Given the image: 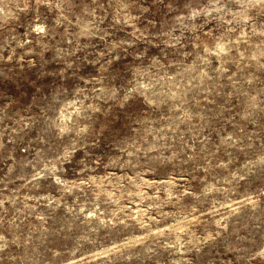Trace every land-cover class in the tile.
<instances>
[{
	"label": "rangeland",
	"instance_id": "obj_1",
	"mask_svg": "<svg viewBox=\"0 0 264 264\" xmlns=\"http://www.w3.org/2000/svg\"><path fill=\"white\" fill-rule=\"evenodd\" d=\"M142 4L149 13L137 23L141 29L152 19L162 24L174 7L167 0ZM32 15L18 11L15 31L23 35ZM131 31L127 25L115 35L124 39ZM112 34L106 42L118 43ZM218 35L213 22L183 41L184 51L193 55L161 61L167 73L163 91L169 96L159 108L145 101L138 116L102 126L109 135L101 133L88 170L60 177L81 188L65 195L51 180L25 187L24 179L12 173L11 183L0 184L4 208L13 211L6 219L55 243L61 264H233L228 245L234 233L248 234L252 241L264 238V41L238 32L230 60L215 52L207 57L202 49ZM106 42L93 37L97 52ZM164 47L153 39L154 54ZM51 55L44 48L32 58ZM207 60L214 76L203 66ZM50 67L63 71L60 65ZM7 155L23 160L35 153L9 149ZM13 159H0V178L8 175ZM17 196L20 205L8 202ZM209 236L214 239L196 252L194 245Z\"/></svg>",
	"mask_w": 264,
	"mask_h": 264
},
{
	"label": "clouds",
	"instance_id": "obj_2",
	"mask_svg": "<svg viewBox=\"0 0 264 264\" xmlns=\"http://www.w3.org/2000/svg\"><path fill=\"white\" fill-rule=\"evenodd\" d=\"M167 2L174 6L169 18L162 24L149 20L141 29L136 25L149 13L142 0H0V159H13L6 156L9 149L27 156L35 153L32 159H13L0 184L11 183L16 172L25 187L39 188L42 180H51L65 195L73 193L81 185L60 177L69 170H88L104 133L102 126L117 117L138 116L145 101L153 110L165 102L167 73L161 61L166 63L167 56L193 55L184 51L186 38H195L215 22L220 35L210 39L202 51L207 57L215 52L222 60L232 58L236 49L232 38L238 32L264 41V0ZM153 3L164 5L165 0ZM21 10L33 14L23 35L15 31L14 24ZM127 25L132 31L120 39L115 33ZM110 30L118 43L106 42ZM57 36V43H43ZM82 37H87L86 43L80 42ZM93 37L105 40L103 50L96 51ZM154 38L166 45L160 53L151 49ZM44 48L51 51L50 57L32 58ZM195 55L200 58L198 52ZM50 65H60L63 71ZM203 66L215 75L210 60ZM5 202L0 198V264H61L62 252L53 251L55 243L22 222L6 219L13 211L4 208ZM8 202L21 204L18 196ZM23 206L27 207V200ZM252 211L256 212L255 206ZM233 235L228 245L233 264H264V238L252 241L248 234ZM213 239L201 238L195 251ZM178 246L183 247L179 242Z\"/></svg>",
	"mask_w": 264,
	"mask_h": 264
}]
</instances>
